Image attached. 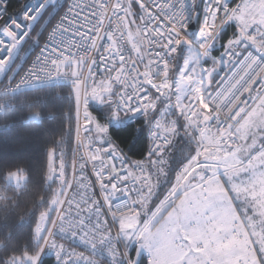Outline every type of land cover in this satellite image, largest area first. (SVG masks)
I'll return each instance as SVG.
<instances>
[{
	"label": "built area",
	"instance_id": "1",
	"mask_svg": "<svg viewBox=\"0 0 264 264\" xmlns=\"http://www.w3.org/2000/svg\"><path fill=\"white\" fill-rule=\"evenodd\" d=\"M69 2L70 0L65 1L63 10L47 30L43 41L37 46L19 75L13 81L4 85L2 93L10 95L39 87H59L62 85H70L78 89L74 151L69 174L68 176L65 175L63 163L61 164L60 160L61 152H52L49 181L58 180L61 182V187L52 199L48 212L39 216L34 240L42 245L43 250L41 253H44L43 256L50 257L54 264H65V261H67V264H84L85 259L90 261L91 264H111L109 241H102L103 235L107 234L111 237V250L114 251L118 247L120 256L123 257L125 251L121 239L117 238L120 236L117 220L122 215L136 212V209H139L144 201L155 193L152 169L155 167L158 169L165 168L166 161L164 155L160 158L164 161L163 163H158V158L155 156L151 159L148 157L153 146L151 130L153 127L152 121L155 118L150 121L148 126V146L145 155L141 159L133 160L117 145L109 133L98 132L96 124L87 120V114H90L92 120L97 121L86 101L88 99L87 94L88 90L99 79H106L110 82V78L116 75V69L121 64H123L125 70L138 69L143 72L145 65L151 58L150 53L157 51V48L149 42L142 31L143 23L139 19L133 23L130 18L115 15L119 12L117 0H84L85 4H95L94 10L89 8L83 13L84 16H88L89 12H92L89 17L92 24L91 32L84 37L83 41L80 40L79 36L76 37L78 42H82L86 46L67 49L66 55L63 53L58 54L59 60L56 64L49 62L47 67L43 65L34 67L35 74L25 79L29 67L34 66L41 47L46 43L49 33L64 14L66 5ZM120 2H124V0H120ZM241 2L242 0H230V6L236 7ZM40 3L45 4L46 8L49 0H30L27 5H31L33 9L36 7L39 9ZM204 6L202 2L201 13H198V22L193 33L188 35L186 33L187 29H181L182 36L193 45L196 44L205 16ZM7 12L12 14L11 19L24 24L26 28L30 27L31 24H28L30 22L23 21L20 18L22 13L16 15L9 11V8H7ZM42 12L36 16L35 20L40 17ZM186 12L188 28L197 10L196 7L191 8L189 3ZM8 19L9 17L6 16L4 22ZM2 24L3 21H0V25ZM228 25H233L236 29L234 23ZM224 27L221 28L220 32ZM255 30L256 26L251 31L255 33ZM26 37H21L20 40L12 39L11 44L8 45L0 43V48L11 53L13 46L23 43ZM186 45L189 47L188 44ZM219 48L221 52L216 54L213 45L209 50V56L204 60V66L207 69L211 70L214 66L217 69L211 78V88L206 89L205 85L202 84V73L199 67L195 69L190 82V85L194 88L186 105L196 111H202L210 119L206 121L201 119L198 127L189 126L186 128V120L183 116V134L194 143L196 150L189 160L177 169V178L193 166L194 162L202 156V151L205 148L225 145L229 141L231 133L245 120L242 119L237 124L236 119H229L230 113L227 111L216 109L209 111L207 107L208 97L206 95L201 96V88H205L206 91H211L215 95L218 91V85L223 87L221 82L223 81L226 84L228 77L238 71L240 67L233 63H226L225 66L214 65L213 59L223 58L225 46H219ZM240 50L245 55L247 52H252L254 56L258 55L257 48L252 46L251 42H249L248 49L245 50L241 45ZM260 51H264V48H261ZM6 52H0V57L7 55ZM120 57H124L123 61L120 60ZM166 58L170 65H175V54L166 56ZM68 64L71 66L66 67ZM113 64H115V67H113ZM257 64L260 66L257 67ZM174 70L175 67L169 68L167 73L169 80H173L172 72ZM253 70H255V78L264 81V63H260V61L251 63V67L247 71L251 73ZM129 74L131 73L129 72ZM241 74L245 75L244 73ZM140 79H143V77H140ZM152 79L153 82L159 83L164 77L153 73ZM245 79H247V75H245ZM111 86L114 88V97L110 108L123 124L135 125L148 116H145L143 112H137L134 108L126 109L123 106L117 114L115 102L120 99L122 86L114 80L111 81ZM144 87H148V85L145 84ZM258 94H264V87L261 85H257L250 96L245 93L244 99L247 103L241 105V107L248 114L259 102ZM192 119L195 121V116ZM89 127L91 131H89ZM97 135H100V139L97 138ZM113 161H115L114 166ZM138 163L142 164V169L135 168ZM121 165H123V169L132 172V175H129L126 181L119 179V176L124 174ZM205 175L208 176L209 174L206 173ZM138 195L140 200L133 206V201L137 200ZM124 205H128V207H123ZM118 206H120L119 211L117 210ZM175 244L185 246L184 243L176 242ZM187 249L189 250L188 247ZM57 253H60V255L58 256Z\"/></svg>",
	"mask_w": 264,
	"mask_h": 264
},
{
	"label": "snow or ice",
	"instance_id": "2",
	"mask_svg": "<svg viewBox=\"0 0 264 264\" xmlns=\"http://www.w3.org/2000/svg\"><path fill=\"white\" fill-rule=\"evenodd\" d=\"M200 2L205 5V16L196 44L193 45L182 36L181 29H187L188 16L186 9L189 7V3L191 8H195ZM49 4H55V0H49ZM45 6V4L40 3L39 9L37 7L33 9L31 5H25V10L20 18L31 24L36 16L44 10ZM117 7L119 12L115 15L130 18L133 23L138 19L143 23L142 31L149 42L157 48V51L150 53L151 58L145 65L143 72L138 69L125 70L123 64H121L116 69V75L110 78L109 82V91H111V81L113 80L122 86L120 99L115 102L117 114L122 106L126 109L134 108L137 112H143L145 116L149 112L157 114V118L152 121L153 146L148 154L149 159L155 156L158 158V163H163L164 161L160 158L163 157L170 143V137L177 132L176 121L167 119L173 108V103L176 111L185 117L186 128L189 126L198 127L201 119L205 121L210 119L202 111H196L183 103L184 95H186L184 87L190 84L195 69L199 67L202 73V84L205 85L206 89L211 88V78L217 69L215 66L211 70L207 69L204 66V60L209 56V50L216 42L221 28L231 23L236 25V34L226 42L223 58L213 59L214 65L225 66L226 63H233L240 67L238 71L228 77L226 84L223 81L221 82L223 87L218 85V91L215 95L211 91H206L205 88H201L200 92L201 96L206 95L208 97L207 107L209 111L214 109L227 111L230 113L229 119H236L237 124L247 117L248 112L241 107V105L247 103L244 99L245 93L250 96L257 85L264 87V81L255 78V70L251 73L247 71L251 67V63L256 61L264 63V51H260L261 48H264V0H242L241 4L236 5V7L230 6V0H124V2L117 0ZM7 8L8 0H0V21H3V24L0 25V43L5 45L11 44L12 39L20 40L21 37H25L31 32L30 27L26 28L24 24L11 19L12 14L7 12ZM89 8L94 10L95 4H85L84 0H70L66 5L64 14L53 26L46 43L41 47L34 66L29 67L25 79L35 74L34 67H40L41 65L47 67L49 62L56 64L59 60L58 54L63 53L66 55L67 49L86 46L82 42H78L76 37L79 36L80 40L83 41L84 37L91 32L92 24L89 17L92 12H89L88 16L83 15L85 10ZM6 16L9 19L4 22ZM254 26H256L255 33L251 31ZM249 42L257 48L258 55L254 56L252 52H247L245 55L240 50L241 45L245 50L248 49ZM182 44H188L190 50L188 57L184 59L183 66L179 64L170 65L166 56L176 54L177 49ZM19 45H16V49ZM0 52L6 51L0 48ZM6 53L7 55L0 57V73L5 72L11 59L12 54ZM123 59L124 57H120L121 61ZM70 66V64L66 65V67ZM259 66L257 64V67ZM113 67H115V64H113ZM170 67H175V80H169L167 77ZM153 73L162 75L164 79L159 83L153 82ZM241 73L247 75V79ZM140 77H143V79H140ZM145 84L148 87H144ZM173 89L175 91V101H173ZM258 99L261 101L260 107L264 109V94H258ZM109 102L111 103V99H109ZM193 116H195V121L192 119ZM86 118L96 124L98 132L107 131L98 121L92 120L90 114H87ZM89 131H91L90 127ZM261 147L264 148V145ZM112 163L114 166L115 161ZM142 167V164L139 163L135 165V168L142 169ZM121 169L124 174L120 175L119 179L126 181L129 175H132V172L123 169V165H121ZM160 171L163 173L162 168ZM163 174L166 175V173ZM183 178V176L180 177V179ZM195 180V175L188 179L187 185L184 187L185 193L189 191L196 192V186L193 183ZM171 194L179 196L181 193L174 188ZM139 200L138 195L137 200L133 201V206ZM123 207H128V205ZM117 210H120V206ZM136 211H139V209H136ZM147 223V221L144 222L145 227ZM261 231L264 232V227L261 228ZM117 238L135 243L136 250L133 255V249L129 247L126 249L125 255L121 257L118 247L114 251L111 250V237L107 234L103 235L102 241H109L111 264H142V254L146 264H156L153 255V242L158 238L157 236L149 239L148 235L137 227L130 232H121ZM249 240L251 242V237H249ZM250 251L255 258L254 264H264V244H253ZM57 255L59 256L60 253H57ZM0 264H5V261L0 259ZM28 264H32V262L29 261ZM35 264H40L38 258ZM65 264H67V261H65ZM84 264H91V262L85 259ZM245 264H248V262L245 261Z\"/></svg>",
	"mask_w": 264,
	"mask_h": 264
},
{
	"label": "trees",
	"instance_id": "3",
	"mask_svg": "<svg viewBox=\"0 0 264 264\" xmlns=\"http://www.w3.org/2000/svg\"><path fill=\"white\" fill-rule=\"evenodd\" d=\"M29 1L9 0V11L20 15ZM65 1H56L43 12L16 56V65L22 60L16 74L9 81L5 78L0 81V259L5 264H28L39 254L40 246L33 241L37 220L48 212L61 187L60 181H49L52 152H61L60 160L66 162L65 175L69 174L76 127L74 86L39 87L10 95L2 93L4 85L19 75L43 41L47 30L63 10ZM201 8L202 2L196 6L197 13H201ZM235 31L233 25H226L219 33L214 44L216 54L221 52L219 46L224 47ZM186 51V46H179L175 65L182 66ZM89 107L99 124L131 159H141L145 155L148 126L157 117L156 113L135 125H126L119 117V123L110 121L112 110L109 106L101 109L89 103ZM181 125L178 135L164 152L166 175L159 180L161 183L158 190L155 189L154 202L160 201L172 187L177 169L196 150L194 143L183 134L184 121ZM97 138L100 139L98 135ZM40 264L54 262L45 255ZM142 264H146L143 256Z\"/></svg>",
	"mask_w": 264,
	"mask_h": 264
},
{
	"label": "rangeland",
	"instance_id": "4",
	"mask_svg": "<svg viewBox=\"0 0 264 264\" xmlns=\"http://www.w3.org/2000/svg\"><path fill=\"white\" fill-rule=\"evenodd\" d=\"M56 1L61 0H55V4ZM50 5L48 4L44 11ZM37 20L31 23V30ZM21 45L22 43L17 49L16 45L13 46L10 53L12 54L11 59L5 72L0 73V81L11 70L16 71L21 65V59L17 63L18 65L15 62ZM183 45L187 47L185 59L190 50L186 44ZM172 79H176V71L173 73ZM109 87L108 80L99 79L88 90V99L86 100L88 105L90 103L101 109L104 106H109L111 109L109 99L112 102L114 88L111 86V91H109ZM193 88L190 84L184 87L186 95H184L183 103L185 105ZM77 90L74 87L76 102H78ZM173 101H175V91ZM260 104L259 100L245 120L231 133L229 141L225 145L205 148L202 151V156L198 160L196 159L197 161L192 167L187 169L186 175L185 173L182 175L183 179L175 177V184L160 201L154 202L156 194L153 193L144 201L139 211L122 215L117 220L120 233L130 232L139 227L142 232L148 235L149 239L153 236L158 237L153 242V255L156 264H245V261L248 264H254L255 258L250 251L252 245L264 244V232L261 231V228L264 227V148L261 147L264 145V109L260 107ZM151 114L154 113L150 112L148 116ZM167 119L176 121L177 132L170 137V141H173L180 131L178 127L183 125V116L176 111L174 103ZM110 121L119 123V118L113 111L110 113ZM98 137L100 138V135ZM62 163L65 169V160H62ZM162 169L165 173V168ZM163 173L157 167L153 169L155 189L157 187V190ZM206 173L209 175L206 176ZM193 175L196 176V180L193 182L196 192L185 193L184 187ZM174 188L181 193L179 196L171 194ZM217 188L224 189L231 204L238 206V214L237 212L232 213V217L236 215L232 222L233 225L229 224L227 228L222 220L220 222L223 223V226H220L216 211L211 210L209 215H207L208 210L202 211L207 208L204 205L214 206V203L218 201V198H207L205 191L214 192ZM214 193L216 194V192ZM232 217L229 221H232ZM145 221L148 222L146 227ZM202 221L211 222L210 224L213 226L207 230L202 227ZM35 233L36 229L34 235ZM188 234L190 236H187ZM34 235L33 241L40 246V251L38 256L33 259L32 264H35L36 259L40 260L44 255L41 253L42 245L34 240ZM249 237H251V242ZM176 242L184 243L185 246H178L175 244ZM121 243L125 252L130 247L135 254V243H130L122 238Z\"/></svg>",
	"mask_w": 264,
	"mask_h": 264
},
{
	"label": "crops",
	"instance_id": "5",
	"mask_svg": "<svg viewBox=\"0 0 264 264\" xmlns=\"http://www.w3.org/2000/svg\"><path fill=\"white\" fill-rule=\"evenodd\" d=\"M16 71H17V69H16ZM16 71L11 70L10 73L8 75H6L4 78L7 79V81H9L11 78L14 77V75L16 74ZM215 190L216 191H214V192H216V194L213 191H205V195L207 198H210V197L218 198V201L216 203H214V206H212L210 204L204 205V207H207V208L202 209V211L206 212L208 210L209 212L207 215H209L211 213V210L216 211V214H217L216 217L219 216L217 220H219V222L221 220H222V222L224 221L223 223H224V225H226V228H227L228 227L227 225L232 224V222H234L233 220H234L236 215H234L232 217V213L237 212V214H238V210H237L238 206L231 204V201L228 200L224 189L217 188ZM211 203H213V202H211ZM208 208H210V209H208ZM226 211L228 212V215H227ZM196 213L198 214L199 211ZM230 217H232L231 218L232 221H229ZM198 221H199V219H198ZM206 222L207 221H205V222L202 221L201 225L203 228L210 230L213 225L210 224L211 222L210 223H206ZM220 226H223V225H221V222H220ZM187 236H190V235L188 234Z\"/></svg>",
	"mask_w": 264,
	"mask_h": 264
},
{
	"label": "water",
	"instance_id": "6",
	"mask_svg": "<svg viewBox=\"0 0 264 264\" xmlns=\"http://www.w3.org/2000/svg\"><path fill=\"white\" fill-rule=\"evenodd\" d=\"M197 22H198V13H195L189 27L187 28V31H186V33L188 35H191L193 33L194 29L196 28Z\"/></svg>",
	"mask_w": 264,
	"mask_h": 264
}]
</instances>
